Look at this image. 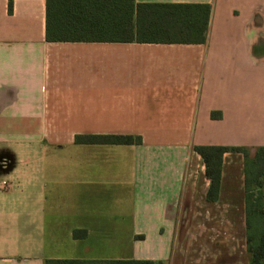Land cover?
<instances>
[{
  "label": "crops",
  "instance_id": "1",
  "mask_svg": "<svg viewBox=\"0 0 264 264\" xmlns=\"http://www.w3.org/2000/svg\"><path fill=\"white\" fill-rule=\"evenodd\" d=\"M135 1L210 5L205 43L49 42L47 0H0V144L26 149L0 158V264H249L243 155L211 202L195 147H264V0Z\"/></svg>",
  "mask_w": 264,
  "mask_h": 264
},
{
  "label": "trees",
  "instance_id": "2",
  "mask_svg": "<svg viewBox=\"0 0 264 264\" xmlns=\"http://www.w3.org/2000/svg\"><path fill=\"white\" fill-rule=\"evenodd\" d=\"M13 0H9L12 12ZM208 4L137 3L135 0H47L46 40L49 42H139L203 44L207 39ZM76 144L139 145L131 135H77ZM210 180L207 199L216 201L223 157L243 155L246 246L249 264H264V147L252 155L244 147L196 146ZM76 236V235H75ZM47 264H161L153 261L47 260Z\"/></svg>",
  "mask_w": 264,
  "mask_h": 264
},
{
  "label": "rangeland",
  "instance_id": "3",
  "mask_svg": "<svg viewBox=\"0 0 264 264\" xmlns=\"http://www.w3.org/2000/svg\"><path fill=\"white\" fill-rule=\"evenodd\" d=\"M37 129H25L22 134H26V136H30L31 133L36 132ZM20 131H18V129L15 131L14 129H9V133L6 132L3 135H1V137L4 138H8L9 136L12 137H25L24 135H22ZM21 135V136H20ZM24 145L20 144V141L18 143H14L11 141H7V140H1V144H0V158H1V162L5 161L6 163H10L12 166H14V164L17 163V154L21 151V152H26V149L23 148ZM35 147V145L32 146V149ZM46 147V150H48L49 148V144L48 143H44V144H40L39 146H37V149L39 150H44V148ZM31 149V150H32ZM2 164V163H1ZM5 167L4 170H1V180H5L6 183H8L9 185L11 184L9 181V176L8 174L11 172V170L13 169V167ZM2 169V168H1ZM12 174V173H10ZM6 188V187H4Z\"/></svg>",
  "mask_w": 264,
  "mask_h": 264
},
{
  "label": "built area",
  "instance_id": "4",
  "mask_svg": "<svg viewBox=\"0 0 264 264\" xmlns=\"http://www.w3.org/2000/svg\"><path fill=\"white\" fill-rule=\"evenodd\" d=\"M2 187H3V188H4V187L8 188V187H10V185H9L8 183H6V182H3V183H2Z\"/></svg>",
  "mask_w": 264,
  "mask_h": 264
}]
</instances>
